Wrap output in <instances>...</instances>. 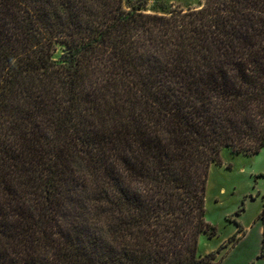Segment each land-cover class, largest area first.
<instances>
[{
  "label": "trees",
  "instance_id": "16d2710c",
  "mask_svg": "<svg viewBox=\"0 0 264 264\" xmlns=\"http://www.w3.org/2000/svg\"><path fill=\"white\" fill-rule=\"evenodd\" d=\"M122 3L0 0V264H216L208 169L264 147V0Z\"/></svg>",
  "mask_w": 264,
  "mask_h": 264
},
{
  "label": "rangeland",
  "instance_id": "374dc122",
  "mask_svg": "<svg viewBox=\"0 0 264 264\" xmlns=\"http://www.w3.org/2000/svg\"><path fill=\"white\" fill-rule=\"evenodd\" d=\"M204 0H123L126 10L139 6L147 13L168 14L195 9ZM60 50L55 54L58 57ZM264 209V147L252 156L220 154L209 167L205 187V221L214 235L198 238L197 255L216 252V264H264L260 257ZM234 238V242L228 240Z\"/></svg>",
  "mask_w": 264,
  "mask_h": 264
}]
</instances>
